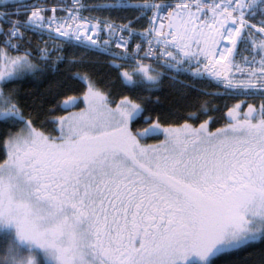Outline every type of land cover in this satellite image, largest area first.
Instances as JSON below:
<instances>
[{
  "label": "snow or ice",
  "instance_id": "snow-or-ice-1",
  "mask_svg": "<svg viewBox=\"0 0 264 264\" xmlns=\"http://www.w3.org/2000/svg\"><path fill=\"white\" fill-rule=\"evenodd\" d=\"M0 149V264H264V0H0Z\"/></svg>",
  "mask_w": 264,
  "mask_h": 264
},
{
  "label": "trees",
  "instance_id": "trees-1",
  "mask_svg": "<svg viewBox=\"0 0 264 264\" xmlns=\"http://www.w3.org/2000/svg\"><path fill=\"white\" fill-rule=\"evenodd\" d=\"M198 86H199V85H198ZM32 87H33V86L30 85V84H26V85L23 86L24 89H29V88H32ZM209 90H210V91H215L214 88H209ZM161 97H162V99H165V98L168 97V90H167V89L165 90L164 93H161ZM213 102L216 103V104H221V105H222V103H223V101H222V100H219V99H214ZM219 126H220L219 124L216 125V127H219ZM149 141L154 142L153 140H149ZM0 151H2V149H0Z\"/></svg>",
  "mask_w": 264,
  "mask_h": 264
},
{
  "label": "built area",
  "instance_id": "built-area-1",
  "mask_svg": "<svg viewBox=\"0 0 264 264\" xmlns=\"http://www.w3.org/2000/svg\"><path fill=\"white\" fill-rule=\"evenodd\" d=\"M88 2H91V0H88ZM85 15H87V13H85Z\"/></svg>",
  "mask_w": 264,
  "mask_h": 264
},
{
  "label": "rangeland",
  "instance_id": "rangeland-1",
  "mask_svg": "<svg viewBox=\"0 0 264 264\" xmlns=\"http://www.w3.org/2000/svg\"><path fill=\"white\" fill-rule=\"evenodd\" d=\"M148 143H152V141H147Z\"/></svg>",
  "mask_w": 264,
  "mask_h": 264
},
{
  "label": "flooded vegetation",
  "instance_id": "flooded-vegetation-1",
  "mask_svg": "<svg viewBox=\"0 0 264 264\" xmlns=\"http://www.w3.org/2000/svg\"><path fill=\"white\" fill-rule=\"evenodd\" d=\"M155 142V141H154ZM154 142H152V143H154Z\"/></svg>",
  "mask_w": 264,
  "mask_h": 264
}]
</instances>
